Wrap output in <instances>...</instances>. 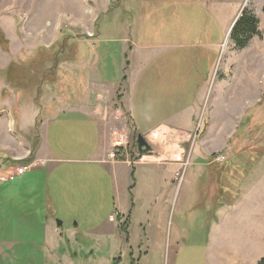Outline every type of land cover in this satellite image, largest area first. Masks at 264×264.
Listing matches in <instances>:
<instances>
[{"label":"rangeland","instance_id":"rangeland-1","mask_svg":"<svg viewBox=\"0 0 264 264\" xmlns=\"http://www.w3.org/2000/svg\"><path fill=\"white\" fill-rule=\"evenodd\" d=\"M217 1L212 0L210 6V0H0V70L9 66L17 68L13 73L18 70L17 76L9 80L0 73V165L7 166L9 158L21 161L30 156L32 146L39 140L43 144L41 129L47 125L44 118L56 112L64 100L75 103L81 94H72L74 86L65 91L67 73L63 67L54 83L39 74L41 68L37 72L34 64L48 61L46 67L50 66L53 51H43L38 61H31L32 67L21 62L23 57L32 56L39 48L56 46L67 35L60 61H87L84 74L93 77L95 65L91 61H112L120 80V71L128 60L123 51L125 38L142 44L162 43V52L157 48L133 51L130 61L147 62L127 87L121 82L112 83L116 85L111 112L116 114V105L122 111L129 104L139 127L138 131L131 127L124 109L126 120L107 115L110 122L127 125L130 133L133 156L117 150L116 155L118 160L136 166L132 191L135 204L125 205L128 190L124 186L117 189L105 165L101 173L70 170L62 174L61 188H54L56 176L52 173L46 177L49 169L37 162L26 171L24 180L19 181L18 176L12 181L0 178V210L4 211L0 215V238L8 236V223L16 218L13 196L26 188H42L48 182L59 215L40 193L41 206L46 212V207L52 210L55 223L64 220L62 229L76 223L85 230L102 227L97 235L72 239L73 249L87 253V264H113V259H119V264H257L264 258V0H219L220 8ZM243 4L259 18L261 35L252 38L246 48L238 49L226 35L227 24ZM212 6L220 19L213 14L207 16L206 8ZM96 11L100 17L95 24ZM95 25L96 36L92 32ZM15 82L23 86L20 94L11 84ZM15 110L19 113L18 125L14 124ZM167 118H176L169 123L178 129L151 132ZM139 133H150L146 136L150 147L142 151L137 144ZM230 137L233 140L228 144ZM219 145L223 148L216 153H223L219 154L225 157L221 162L229 163H225L226 171H221L217 184L224 187L228 198L237 195L240 199L237 209L222 200L226 205L214 216L220 218V224L212 225L209 236L214 211L211 175L200 166L201 162L193 168L187 165L190 156L210 154ZM169 152L182 158H166ZM169 162H179L183 168ZM18 165L10 163L8 167ZM124 169L120 179H127L129 184L132 177L128 168ZM178 170L181 176L176 175ZM29 177L33 178L27 180ZM128 209L131 216L125 229L121 219L116 225L117 210H123L125 218ZM117 231L122 242L113 251L111 237L100 240V236ZM127 236L135 243L145 239L143 248L148 253H143L142 259L139 252L122 244L128 242ZM22 246L28 256L23 264L42 261L31 242H23ZM100 256L110 259L97 263Z\"/></svg>","mask_w":264,"mask_h":264},{"label":"crops","instance_id":"crops-1","mask_svg":"<svg viewBox=\"0 0 264 264\" xmlns=\"http://www.w3.org/2000/svg\"><path fill=\"white\" fill-rule=\"evenodd\" d=\"M211 1L212 0H210V2H207V4L210 3V6ZM110 2L113 3L112 0H110ZM245 4L238 8V13L234 16V18H230V22L229 24H227L228 29L226 35H230V31L241 16ZM217 6L220 8L219 0L217 1ZM206 9L207 16H209V14H213V16H217L220 19L221 15L215 12V7H207ZM97 12L99 11H96L97 15L94 20L95 24L100 17V14H98ZM140 13H142V11H140ZM218 18L215 17L214 19ZM219 19L217 20V22L221 25ZM92 29L93 34H95V36L98 35L96 34V25ZM84 35L88 34L86 33ZM125 41L123 51L124 54L128 56V60L124 62L123 67L120 71V80L117 79L118 70H116V67L115 69L114 67L112 68V61H91V65H95L94 77L91 76L88 72V75L84 74V69L88 66L87 61H62L59 63V68L63 67V71L68 75V79L70 81L69 87L74 86L75 93L74 91H72V94H81L77 99L75 98V103H71L70 100H64L63 105H60V107L57 108L56 112L44 118V121L47 122L45 128L41 129V136L43 137L44 141L43 144H39V140L36 145L32 146L34 161L30 164V168H32L37 162L38 164L44 163L45 168L49 169V171L46 173V177L50 178V175L54 173V176H56L55 181H53L54 188H61L63 179L62 174L68 173L70 172V170L78 169H91L96 171V173H101V167L105 165L104 167H106L109 171V174L112 175L117 189H121L124 186L128 190L129 201L127 204H125L128 205L131 204V202L132 204H135L133 200L136 198V195L133 194V192L135 191V189L133 191V188L136 184L135 182H133L132 173L134 172L135 174L136 166H134L135 169L133 170V167L131 166V163L129 161L118 160L116 152L113 148V135L115 131H125L128 128L127 125L123 126L122 123L118 124L120 125V129H118L119 126L117 125V122L115 120L114 122H110V118L108 119L107 115L112 114L113 117L118 119V115L121 114V117L119 118L120 120H118L123 121L122 119L126 120V115L128 114L131 127L136 131H138L139 127L137 126V122L135 121L134 111L131 109L129 104H126V110L122 107L125 111L124 114L126 118H124L122 115L123 109L122 111L119 110L120 106L118 105H116V114L113 111L111 112V107L109 106L112 103V99L115 98L113 89L116 85H112V83L121 82L125 85V87H127V83L135 80L137 73L143 71L145 63L147 62L130 61L129 57L130 55H132L133 51L145 52L146 50L157 48L162 52V43H135L134 39L131 37L125 38ZM154 45H157V47H154ZM126 95L127 94L124 93V98H126ZM100 101H102L101 105L103 106H99ZM121 102H123V100H121ZM175 119L176 118H173L171 120L170 118H167V120H163L157 126L151 128V132L155 130L160 131L162 129H166L167 131L178 129L169 123V121H174ZM43 125L44 122L42 124V127ZM113 129L118 130L114 131ZM44 130L45 132L43 136ZM148 134H146L145 137ZM156 135L159 134L156 133ZM38 136L39 138L41 137L39 132ZM231 138L232 137H230L229 141L227 142L228 144L231 142ZM33 144H35V141ZM223 144L225 145V143ZM222 148L223 145H219V147L216 146V148L211 149L210 154L207 153L203 156L198 157L190 156L188 159L189 163L187 165V168H193L195 165H198V162H201L202 164L200 166H202V168H205V170L208 169L211 175V192L214 211L211 217L213 220L209 228V236L212 234V225H214L215 223L216 225H219L221 221L219 217L214 218L215 214L219 209L226 205V203L222 201L223 194L221 187H219L217 184V181L221 176V171L223 172L224 167L222 162L217 160L218 156H212ZM166 158L179 160L182 157L181 155H176L175 158L173 157V153L169 152ZM193 161H195L196 163ZM216 161L219 162L217 163V165H211ZM123 165L125 168H128L129 174L132 177V179L129 180V184L127 179H120V172L124 174L125 169L124 167L119 166ZM168 165L178 166V169L183 168V165L179 162H169ZM30 168H28L27 170H29ZM13 169L14 168H9L8 166H6V164L2 163L0 165V174L2 172L3 173L0 175V178H2V180H10L6 177V175L11 173ZM26 171L23 175L18 176V178H20L19 181L25 179ZM193 173L195 174L196 172L194 171ZM4 174H6L5 177ZM178 174L181 175L180 170L177 171L176 175ZM187 176L189 179L188 181L192 182V177L189 176V174H187ZM30 178L33 177H29L27 180H29ZM121 181L123 183H121ZM32 188L33 187L26 188L25 190H20L23 191L22 193L18 191L16 195L13 196V199H11L13 200L11 204L14 205V215L16 218H14V220H10L8 223V236L0 238V264H23V259L28 257L22 251L23 249H25V247L22 246L23 242H31V244L33 245L32 248L39 251V259H41L42 261L37 262V264H87L86 259L84 258L85 254L87 253L82 252L79 248L73 249L71 247L72 239L78 241L79 237L82 236L86 237L95 234L97 235V232L102 227H98L92 230H85L82 229L78 223H76L73 224L72 227L62 229L64 220L63 222L59 220V223H55V220L51 217L50 214V211L52 210H49L46 207V212L41 206L43 202L40 200V193L43 194L42 199H46L48 200V202H51L52 205H54L53 210H56L55 202H52V198L50 196L51 186L48 187L47 182L42 186V188L36 189V187L34 188L36 190L31 191ZM1 193L2 192H0V194ZM45 193L47 194V197L45 196ZM131 196H133V199L131 198ZM239 199L240 196H237L234 199L232 203L234 209H237V203ZM4 200L8 201L5 198ZM3 204L8 205V202L3 201ZM41 210L44 211V214L40 213ZM126 212H128V215L123 218V216L126 215L125 212L123 210L122 212L117 210L118 219L116 218V225H120L121 221H124L125 223L128 220V222H130L131 209H128ZM2 214H4V211L0 210V215ZM56 214L59 215L57 210ZM119 219H121V221ZM115 233H118V231L111 233L110 235L104 234L100 236V240L103 237H111V240L113 242V251L117 248L115 246H117L121 241V239H119L117 236L118 234L116 235ZM209 239H211V237ZM127 241L128 242L122 243L124 247L131 248L134 253L139 252L141 256L140 259H142L143 253H148L147 249L143 248L145 239H142L139 243H135L133 242L131 236L130 238L129 236H127ZM210 245V255L211 257H213L212 243L209 244V249ZM73 246H75V243L73 244ZM104 258L110 259L109 256H100L97 263H99L100 261L102 262ZM114 260L116 259H113L112 262H114Z\"/></svg>","mask_w":264,"mask_h":264},{"label":"trees","instance_id":"trees-1","mask_svg":"<svg viewBox=\"0 0 264 264\" xmlns=\"http://www.w3.org/2000/svg\"><path fill=\"white\" fill-rule=\"evenodd\" d=\"M259 22H260L259 18L256 16V14H254L253 12L247 10V8H245L242 11L241 16L239 17V19L234 24V26H233V28L231 30V33H230V37H231V39L233 40V42L235 43V45H236V47L238 49H243V48L247 47V45L252 40V38H254L257 35H259V36L261 35V31L259 29ZM96 34H98V30L97 29H96ZM0 36H2V35H0ZM67 37H68L67 35H64L62 37V39L59 41V44H57L56 46H53V47H50V48H39L37 50V52L34 53L32 56L23 57L21 62L22 63H27V67H32V66L36 65L37 66V68H36L37 72L41 68V72L39 74H41L43 76H47L48 80L50 82H52V83L56 82L58 80V73L60 71V68H59L58 65H59L60 62H62L60 60H61V57H63L61 55H63V52L65 51L64 44L66 43ZM79 37H81V36H79ZM46 49L48 51V54H50V52L53 51L52 57H51L52 61H50L51 65L47 66V67H46V63L48 61H38L41 53L43 51H45ZM49 49H51V50H49ZM66 50H67V48H66ZM36 60L38 61V63H35L33 65L31 61H36ZM16 65H19V63L17 62ZM14 69L16 70L17 68H12L11 66H9L6 70H0V73H2L6 77V79L9 80V77L12 78V77H16L17 76L18 70H17V72L13 73ZM59 81L61 82V80H59ZM63 83L66 85L64 89L67 90L69 88V84H70V81L68 79V75H67V79ZM11 84L15 87V93L17 91V93L20 94L23 91L22 88H21L23 86H22V84L20 82H18V83L15 82V83H11ZM64 89H63V91H64ZM74 93H75V91H74ZM14 108H16V106ZM14 112H15V116H16L15 125H18L19 113L16 110ZM39 122L40 121L38 120L37 127H39L38 126ZM121 151H122V149H121ZM219 154H223V153H214L212 156L216 157ZM130 155L133 156L132 155V151L130 152ZM237 155H238V151L236 152V155H235L236 156V160H238L237 158L240 157V156H237ZM8 160L10 162H9V164H7V166L10 165V163L20 164V165H29V164H31L34 161L33 152H32V154L30 156L22 159L21 161H15V160L10 159V158ZM123 160H125V159H123ZM24 163H27V164H24ZM225 163L228 164L229 160L222 162L223 167H224L223 168V173L226 171V167H227V165H225ZM132 167H133V170H134L135 167L134 166H132ZM223 173H222V175H223ZM132 177H133V180H134V172L132 173ZM221 190H222V194H223L222 195L223 196L222 200L225 199L226 202L233 203V201L237 197V195H235L236 196L235 198H231V199L230 198H226L227 197L225 195L226 191H225L223 186H221ZM131 198L133 199V196H131ZM128 225H129V222L127 220L122 225V228L127 229ZM113 264H119V259L114 260ZM133 264H135V263H133ZM257 264H264V258H262Z\"/></svg>","mask_w":264,"mask_h":264},{"label":"built area","instance_id":"built-area-1","mask_svg":"<svg viewBox=\"0 0 264 264\" xmlns=\"http://www.w3.org/2000/svg\"><path fill=\"white\" fill-rule=\"evenodd\" d=\"M123 115V113H122ZM121 117V114L118 115V118ZM114 151L116 152H123L125 155H130V152L132 150H129L131 142H130V133L125 130V131H115L114 135ZM122 149V151H121ZM225 157L223 155H219L217 160L221 161L223 160ZM140 160H144V157H140ZM30 168V164L29 165H18L16 168L13 169V171H11V173H9L8 175H6V177L10 180L15 179L16 176H20L23 175L25 173V171ZM180 175V174H178ZM181 176V175H180Z\"/></svg>","mask_w":264,"mask_h":264},{"label":"water","instance_id":"water-1","mask_svg":"<svg viewBox=\"0 0 264 264\" xmlns=\"http://www.w3.org/2000/svg\"><path fill=\"white\" fill-rule=\"evenodd\" d=\"M137 144H138V148L140 151H142L144 149V147L145 148L150 147V143L147 141L146 137L142 133H139L137 135Z\"/></svg>","mask_w":264,"mask_h":264}]
</instances>
